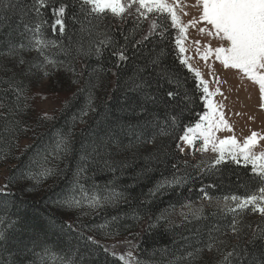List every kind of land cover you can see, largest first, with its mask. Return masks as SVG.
I'll return each mask as SVG.
<instances>
[{"label":"trees","instance_id":"obj_1","mask_svg":"<svg viewBox=\"0 0 264 264\" xmlns=\"http://www.w3.org/2000/svg\"><path fill=\"white\" fill-rule=\"evenodd\" d=\"M69 11L76 12L80 23L69 21L64 37H52L50 31L46 33L48 39H57L61 45L45 49V55L57 65L56 68L51 64L47 66L51 72L47 76L50 87L57 84L62 87L60 91L69 94L51 119H41L34 110L36 85L45 77L43 70L30 67L29 63L19 64V57L4 56L2 52L6 49L0 47V95L7 91L3 102L11 106V110L0 108V168L11 166L5 177L11 195L0 193V232L4 235V239H0V264H38L54 256L65 262L71 260L73 264H123L88 239L84 231L93 227H103L118 236L136 232L134 241L139 264L147 261L152 264H223L222 253L233 250V246L243 251L246 264H264V240L250 239L251 231L233 234L229 227L232 216L223 213L216 203L225 195L244 193L241 185L248 170L229 164L215 175L201 173L194 167L201 163L199 157L186 161L177 151L176 145L186 127L193 126L205 112L202 89L195 87L194 75L177 59V30L169 29L171 34L166 33L165 40L156 43L154 50L153 45L148 44L139 57L132 55L129 46L130 59L116 69L110 63L115 57L108 49H104L102 57L93 54L95 44L105 38V33L123 44L121 31L125 34L132 31V19L124 23L111 16L93 19L80 13L78 3ZM8 16L0 25L2 33L9 31V24L14 28L19 19L11 12ZM81 25L91 29L92 35L82 31ZM142 28L147 30L146 22ZM13 36L16 42L21 39L16 33ZM139 38L137 34L136 39ZM2 39L4 36L0 35ZM151 39L159 41L160 37ZM161 49L164 50L161 66L179 78L181 95L186 91L192 98L187 109L182 105L168 109L176 117L174 125L163 106L146 100L139 92L129 91L138 66L142 67L149 55H160ZM21 55L32 63L44 60L34 50ZM69 65L74 67L75 76L65 70ZM109 68L111 71L101 72ZM10 78L23 90L18 108L13 103L16 96L3 83ZM74 79L79 82L73 83ZM155 79L153 73L150 81L155 84ZM165 88H176V85L165 84ZM150 91L155 93V87ZM90 92L96 110L84 117L85 123L79 119L73 123V117H78L88 104ZM162 93L163 89L159 94ZM141 107L145 109L143 114ZM153 115L167 120L171 135L158 136L154 143H143V139L156 131L145 128V121ZM69 131L72 133L70 150L56 158L53 151L56 142ZM24 139L28 144L21 146ZM94 145L105 147L97 155ZM80 168L83 171L77 176ZM46 169L55 174L45 175ZM29 176L35 178H25ZM174 177L183 179L166 184L153 194L159 183L172 181ZM113 193H121L122 198L106 199ZM205 193L213 200L206 199L207 204L197 217L173 225L162 221L168 209L196 203ZM90 197L98 198L100 205L89 220V216L79 221L67 216L70 208L78 206L69 207L66 201L75 199L85 203ZM243 222L253 231H264V217L258 213L247 214ZM210 236L217 238L212 251L206 247Z\"/></svg>","mask_w":264,"mask_h":264},{"label":"snow or ice","instance_id":"obj_2","mask_svg":"<svg viewBox=\"0 0 264 264\" xmlns=\"http://www.w3.org/2000/svg\"><path fill=\"white\" fill-rule=\"evenodd\" d=\"M75 3L80 5L81 14L91 16L93 19L111 16L121 23L127 22L129 18L132 19V31L128 34L121 31V35L124 36L123 44L115 41L107 33H105L104 39L95 44L93 54L99 58L104 55V49H108L110 55L115 57V60H110V63L116 69H120L130 59L128 55L129 46L133 50L132 55L139 57L148 44H152L154 50L156 43L165 40L167 38L166 33L171 34L169 29L177 30L175 36V47L178 49L177 59H179L181 65L188 68L189 72H194L195 87L198 90L202 89L201 99L208 109L200 115V119L194 127H186L179 140L189 147H194L195 151L200 152L202 155L209 151L214 154L206 161H201L200 164L194 166L201 173L215 175L222 168L228 167L229 164L248 170L246 179L241 177V179H245L244 184L241 185L245 189L244 193L225 195L217 199L216 203L223 213L232 216L229 227L233 234L240 235L245 231H251L250 239L264 240V231H253L250 225L243 222L244 216L249 213H258L261 217H264V145H260V141H264V135L253 131L242 143L238 142L234 136L223 139L218 138L215 135L216 131H232V129L224 119V114L217 111L219 106L210 99L215 93L209 91L208 83L202 78L201 73L194 70L183 56L187 51L184 46V41L187 39V29L195 27L197 24L206 25L200 27L199 32L220 41L221 45L215 48L206 46L203 53L197 47L196 51L200 58L207 61L210 56H214L224 69L238 70L243 77L259 86L260 99L264 101V0H196V4L192 7H198L200 15L191 19L187 25L181 21L176 11L177 7L183 11L182 0H172L171 4L168 3V0H75ZM75 3L74 0H30V3H25V0H6V2L0 0V14H2L0 25L9 19V12L19 17L14 28L9 24L7 33L0 32V35L4 36V39L0 40V47L6 49L2 54L13 59L19 57V64L29 63L30 67L42 69L45 77L49 76L51 72L47 66L51 64L53 68H56L57 65L45 55V49L49 47L56 48L61 45L58 44L57 39H48L46 33L50 31L52 37H64L69 21L80 23L76 12L70 13L69 11L75 7ZM187 14V12H184V15ZM145 22L148 25L147 30L142 28ZM94 27L98 28L99 26L95 25ZM81 30L88 31V34L92 35V30L85 29L83 25H81ZM13 33L21 37L19 42L15 41ZM137 34L140 35L139 39H136ZM157 35L160 37L159 41L151 39ZM194 43L196 45L200 44L199 41H194ZM33 50L43 56L44 60L38 64L32 63L26 61L21 55L24 51ZM163 52L164 50L161 49L160 55H149L144 65L142 67L138 66L136 78L129 84V91L139 92L146 100L163 106L168 119L174 125L176 117L168 109L180 107L181 105L183 109H187L189 104L192 103V98L186 91L181 95L179 89L182 84L179 78L174 72H170L167 68L161 66ZM65 70L71 71L74 76L76 75V71L71 65ZM105 71H111V69H101V72ZM153 73H155L156 78L155 84L150 81ZM96 79H99V77L97 76ZM78 82L76 79L73 80V83ZM3 83H6L11 93L16 96L13 103L18 108L23 90L11 78ZM165 84H175L176 88H165ZM90 87H95V85ZM153 87L156 89L155 93L150 91ZM161 89H163V93L159 94ZM220 94L222 95V93ZM5 96H7V91L0 95V108L11 110V106L3 102ZM92 100L93 97L90 92L88 104L81 109L78 117H73V123L77 119L81 123H85L84 117L89 112L96 110ZM260 106L264 108V103H261ZM140 112L143 114L145 109L141 107ZM41 119H51V117L45 113ZM166 125L167 120L162 121L158 115H153L151 119L145 121V128L156 129V131H153L147 139H143L141 142L154 143L158 136L171 135ZM4 131H7V128ZM71 135L72 133L69 131L67 135H61L57 140L53 149L56 158H59L61 154H67L70 150ZM197 140L201 142L198 147L195 145ZM176 146L180 152H184L183 145L177 144ZM103 147L105 146L94 145L93 151L99 155ZM257 147H260L261 150L256 151ZM82 171L83 168L78 169L77 176ZM44 174L54 175L55 173L51 169H46ZM182 179L178 180L174 177L172 181L165 180L159 183L156 189L153 190V194L166 184L178 183ZM0 193L5 196L11 195L8 191V185L0 189ZM114 198L120 199L122 194L113 193L106 199ZM204 199L211 202L213 197L205 193ZM66 203L69 207L82 205V201L75 199L66 201ZM98 204L99 199L92 197L88 206L95 207ZM199 211L201 210H194L187 214L182 213V215L185 219L189 215L197 217ZM68 228L71 229L72 225H68ZM0 239H4L2 232H0ZM216 239L212 236L209 237V242L206 245L208 251L213 250ZM221 243L223 242L221 241ZM105 251H108V249H105ZM113 255L115 256V252H113ZM189 256H193V253H189ZM119 260L123 264H134V262L139 264L131 250L127 252L126 257L124 255L119 256ZM222 260L223 264H246L244 253L238 246H233V250L222 253ZM65 264H73V262L68 260Z\"/></svg>","mask_w":264,"mask_h":264},{"label":"rangeland","instance_id":"obj_3","mask_svg":"<svg viewBox=\"0 0 264 264\" xmlns=\"http://www.w3.org/2000/svg\"><path fill=\"white\" fill-rule=\"evenodd\" d=\"M168 3L171 4L172 0H168ZM182 3L184 5L183 11H181L179 7H177L176 11L181 21L187 25L191 19L197 18L200 15V9L198 7H192V5L196 4V0H182ZM184 12L188 14L184 15ZM205 26L206 25L203 24H197L195 27H189L187 29V39L184 41V46L187 51L183 56L194 70H198L201 73L202 78L208 83L209 91L215 93L210 99L214 104L219 106L217 111L224 114V119L232 129V131H216L215 135L221 139L234 136L240 143L251 135L253 131L264 135V108L260 106L264 101L260 99L259 86L243 77L236 69H224L214 56H210L209 59L205 61L197 54V47H199L200 52L203 53L206 50V46L215 48L221 45L220 41L199 32V28ZM194 41H199L200 44L196 45ZM191 73L194 75V72ZM61 88L62 87H59L57 84H52L50 87L48 78L43 77L36 85L37 94L34 98V110L36 113H39L41 116L47 113L49 117L53 114H57L63 103L69 97L67 92L60 91ZM217 89L219 90L218 92ZM220 93H222V95ZM207 110L208 109L205 107V111ZM194 125L192 127H194ZM200 143L199 140L195 141L197 147ZM27 144V139L21 141V146ZM178 144L184 146L183 153L180 152L178 148L177 151L186 161H192L198 157L199 160L206 161L209 157L214 155L211 151L202 155L200 152L195 151L194 147H189L180 140ZM260 145H264V141H260ZM255 150L260 151L261 148L257 147ZM10 167L11 166H4L0 168V189H3L5 186V177ZM88 203L89 201H86L82 203L83 205L80 207L78 206L74 209L70 208L67 216L69 218H74V220L77 219V221L83 220L89 216V220L91 216L98 211L97 206L100 205V202L95 208L89 207ZM206 204L207 200L203 197L202 200L196 203L186 204L180 208L168 209L162 216V221L169 225L179 223L186 220L182 213L187 214L194 210H200ZM191 217L193 216H188V218ZM87 230V232L84 231V234L88 239L91 238L89 239L90 241L101 245L104 249H108L107 252L110 254L113 255V252H115V257L117 258L121 255L126 257L127 252L131 250L138 261L134 241L136 232L133 234L128 233L125 236H118L110 234L111 232L106 231L103 227H93ZM80 233L83 234L82 231H80ZM141 263L152 264L149 261ZM38 264H65V261L54 256L48 257Z\"/></svg>","mask_w":264,"mask_h":264}]
</instances>
